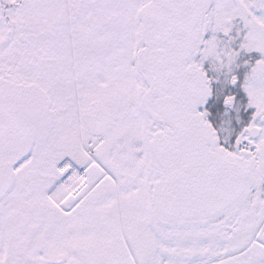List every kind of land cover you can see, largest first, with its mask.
Instances as JSON below:
<instances>
[{"label": "snow or ice", "instance_id": "snow-or-ice-1", "mask_svg": "<svg viewBox=\"0 0 264 264\" xmlns=\"http://www.w3.org/2000/svg\"><path fill=\"white\" fill-rule=\"evenodd\" d=\"M0 264H264V0H0Z\"/></svg>", "mask_w": 264, "mask_h": 264}]
</instances>
